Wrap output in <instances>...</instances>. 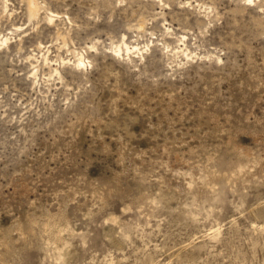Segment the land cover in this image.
I'll list each match as a JSON object with an SVG mask.
<instances>
[{"label": "rangeland", "instance_id": "obj_1", "mask_svg": "<svg viewBox=\"0 0 264 264\" xmlns=\"http://www.w3.org/2000/svg\"><path fill=\"white\" fill-rule=\"evenodd\" d=\"M36 3L0 0V264H264V0Z\"/></svg>", "mask_w": 264, "mask_h": 264}, {"label": "bare ground", "instance_id": "obj_2", "mask_svg": "<svg viewBox=\"0 0 264 264\" xmlns=\"http://www.w3.org/2000/svg\"><path fill=\"white\" fill-rule=\"evenodd\" d=\"M38 12H39V9H38V5L36 3V0H28V15H29V18L30 19L35 18L38 15ZM79 64H83L82 60H80Z\"/></svg>", "mask_w": 264, "mask_h": 264}]
</instances>
